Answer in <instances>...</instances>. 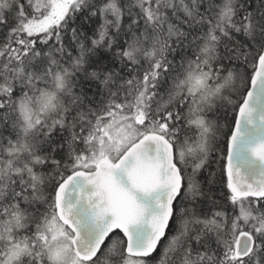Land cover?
Wrapping results in <instances>:
<instances>
[{
    "label": "snow or ice",
    "instance_id": "1",
    "mask_svg": "<svg viewBox=\"0 0 264 264\" xmlns=\"http://www.w3.org/2000/svg\"><path fill=\"white\" fill-rule=\"evenodd\" d=\"M0 264H264V0H0Z\"/></svg>",
    "mask_w": 264,
    "mask_h": 264
}]
</instances>
